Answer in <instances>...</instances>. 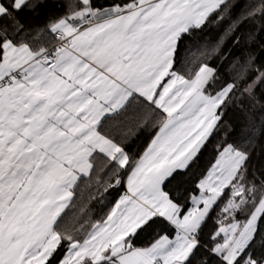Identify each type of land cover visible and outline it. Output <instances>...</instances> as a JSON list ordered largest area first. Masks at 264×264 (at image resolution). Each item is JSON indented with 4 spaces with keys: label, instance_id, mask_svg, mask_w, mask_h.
Masks as SVG:
<instances>
[{
    "label": "snow or ice",
    "instance_id": "6c2138e0",
    "mask_svg": "<svg viewBox=\"0 0 264 264\" xmlns=\"http://www.w3.org/2000/svg\"><path fill=\"white\" fill-rule=\"evenodd\" d=\"M56 7L0 0V264H264V0ZM226 16L214 45L193 43ZM230 113L245 122L180 192ZM98 160L99 195L126 191L81 237L62 223Z\"/></svg>",
    "mask_w": 264,
    "mask_h": 264
},
{
    "label": "trees",
    "instance_id": "16d2710c",
    "mask_svg": "<svg viewBox=\"0 0 264 264\" xmlns=\"http://www.w3.org/2000/svg\"><path fill=\"white\" fill-rule=\"evenodd\" d=\"M51 2L55 3L57 7L50 9L49 14L59 15L61 14L59 11V4L67 3L68 0H51ZM111 2L112 0H97V3L100 5H106ZM238 14L239 10L233 9L230 15L235 17ZM38 19L42 22L44 17L41 16ZM228 24L229 18L227 16L220 23H209L202 32L194 33L193 43L199 45L201 48L211 47L224 34V29ZM249 31V25H241L236 34L243 36L246 39ZM185 43L188 42L186 41ZM243 46L244 44L242 43L241 47ZM226 47L231 48V43L229 42ZM197 50V48H193V53ZM189 67L190 65L183 64L178 66L176 71L186 74ZM244 122L245 121L241 118L236 117L234 119L232 114H229V118L225 120L224 126H222L220 132L214 137L213 141L205 150L199 165L185 177V183L180 188V192H183L185 188L194 187L196 179L211 164L215 156L213 148L224 139L225 134L229 131L228 126L233 123L243 124ZM106 127L113 135L117 136V138H122V126L119 121H109ZM149 139L150 137L145 132H139L134 136H130L129 142L131 143V151L133 153L142 152L147 146ZM110 175V171L104 170L102 162L98 160L95 169L92 172L91 178L87 177L80 180L78 187L76 188L74 200L65 210L62 227H75L79 230L80 236L84 237L87 235V232L91 230L90 225L102 219L104 214L108 211V208L114 202L115 198L118 197V194H122L125 191L124 186H122L118 189H110L108 193H104L103 197L99 195L98 189L101 192L103 191V184L108 181ZM238 219L243 221L244 216L240 215ZM81 224L83 225V228H80ZM160 230L161 229L157 227L151 234H141L136 240L137 246L147 245Z\"/></svg>",
    "mask_w": 264,
    "mask_h": 264
},
{
    "label": "crops",
    "instance_id": "0c3cea01",
    "mask_svg": "<svg viewBox=\"0 0 264 264\" xmlns=\"http://www.w3.org/2000/svg\"><path fill=\"white\" fill-rule=\"evenodd\" d=\"M85 178H87V177H85ZM124 190L126 191V187L124 186Z\"/></svg>",
    "mask_w": 264,
    "mask_h": 264
}]
</instances>
